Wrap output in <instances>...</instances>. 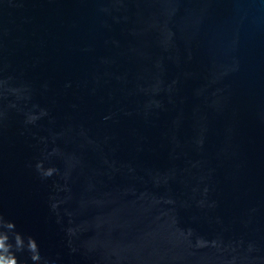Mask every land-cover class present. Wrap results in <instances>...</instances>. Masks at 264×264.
I'll use <instances>...</instances> for the list:
<instances>
[{
	"label": "water",
	"instance_id": "water-1",
	"mask_svg": "<svg viewBox=\"0 0 264 264\" xmlns=\"http://www.w3.org/2000/svg\"><path fill=\"white\" fill-rule=\"evenodd\" d=\"M0 264H264V0H0Z\"/></svg>",
	"mask_w": 264,
	"mask_h": 264
}]
</instances>
